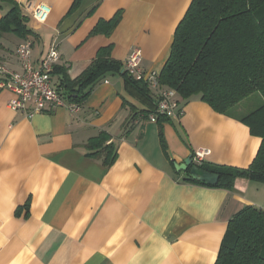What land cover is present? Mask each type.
Wrapping results in <instances>:
<instances>
[{"label":"crops","instance_id":"0c3cea01","mask_svg":"<svg viewBox=\"0 0 264 264\" xmlns=\"http://www.w3.org/2000/svg\"><path fill=\"white\" fill-rule=\"evenodd\" d=\"M12 1L33 35H4L0 63L20 71L17 48L29 40L34 67L56 47L57 65L71 79L108 47L121 64L139 49L143 70L160 75L192 3ZM40 4L51 8L44 24L30 17ZM0 7L1 20L11 7ZM117 13L122 19L110 36L91 35ZM14 97L0 89V264H215L230 220L260 204V193L264 200L258 182L240 178L233 189L215 188L186 181V172L176 170L197 151L209 153L211 167L247 169L261 145L242 116L219 114L199 96L179 97L183 114L160 122L141 115L132 121L145 106L119 74L97 85L76 112L57 107L27 116L9 108ZM102 132L118 153L110 167L88 147Z\"/></svg>","mask_w":264,"mask_h":264},{"label":"trees","instance_id":"16d2710c","mask_svg":"<svg viewBox=\"0 0 264 264\" xmlns=\"http://www.w3.org/2000/svg\"><path fill=\"white\" fill-rule=\"evenodd\" d=\"M10 10L0 20V40L6 34L26 39L33 35L29 19L12 0ZM77 3H74L71 10ZM1 8V7H0ZM122 19L117 13L109 21H100L91 35L110 36ZM3 48L0 41V50ZM119 74L125 78L129 93L145 108L134 113L132 121L141 115L143 120L154 112L152 90L144 81H137L124 70L123 64L112 59L111 48L101 49L87 70L71 79L68 68L56 65L57 90L69 103L84 104L95 87L108 76ZM163 89H173L182 100L199 96L215 112L230 115L243 100L255 93L264 98V0H192L177 27L170 57L159 75ZM155 101V100H154ZM166 117H159L157 122ZM240 121L250 133L261 139L256 157L247 169L228 166L200 168L218 174L216 186L191 179L186 181L215 188L233 189L237 179L264 182V105L242 116ZM111 137L102 132L89 141L91 156L103 158L105 166H112L118 158ZM161 144L167 146L161 132ZM215 264H264V210L244 207L229 222Z\"/></svg>","mask_w":264,"mask_h":264},{"label":"built area","instance_id":"2783aa9c","mask_svg":"<svg viewBox=\"0 0 264 264\" xmlns=\"http://www.w3.org/2000/svg\"><path fill=\"white\" fill-rule=\"evenodd\" d=\"M51 14L48 5L40 4L30 17L38 24L47 22ZM33 44L27 40L17 48V57L20 62V71H14L0 63V89L9 88L15 97L8 106L12 111H19L27 116L49 113L57 107H66L72 112L79 109L76 103H69L54 85L52 72L60 61L56 47H52L38 67L32 63ZM142 53L139 49L133 50L123 64L124 70L137 81H144L156 93L154 112L146 121L157 122L159 117L177 118L183 114L179 96L173 89H163L159 83V74L146 72L142 66ZM206 151H197L192 154L193 165L201 167L208 156Z\"/></svg>","mask_w":264,"mask_h":264},{"label":"water","instance_id":"95a60500","mask_svg":"<svg viewBox=\"0 0 264 264\" xmlns=\"http://www.w3.org/2000/svg\"><path fill=\"white\" fill-rule=\"evenodd\" d=\"M175 168L178 172H189L191 179L200 181L205 184L216 186L219 182L220 176L215 173H211L203 170L200 167L194 166L192 157H188L182 164H175Z\"/></svg>","mask_w":264,"mask_h":264},{"label":"rangeland","instance_id":"374dc122","mask_svg":"<svg viewBox=\"0 0 264 264\" xmlns=\"http://www.w3.org/2000/svg\"><path fill=\"white\" fill-rule=\"evenodd\" d=\"M262 105H264L263 96L260 93H255L251 95L250 97L246 98L245 100H243L241 103H239V105H237L232 110V114H234L237 117L245 116V115H248L254 112L258 108H260ZM258 184L259 186H261V188H263L264 182H258ZM252 192L253 191H251V193ZM259 197L260 199L257 201H259L260 204H257L256 207L264 210V206H263L264 200H263V197L261 198V193L259 194ZM248 206H253V205H248Z\"/></svg>","mask_w":264,"mask_h":264}]
</instances>
